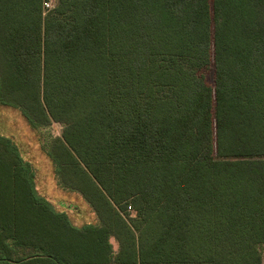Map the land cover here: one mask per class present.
Wrapping results in <instances>:
<instances>
[{
    "label": "trees",
    "instance_id": "obj_1",
    "mask_svg": "<svg viewBox=\"0 0 264 264\" xmlns=\"http://www.w3.org/2000/svg\"><path fill=\"white\" fill-rule=\"evenodd\" d=\"M46 1L0 0V105L61 124L43 149L97 221L0 134V264H262L264 0Z\"/></svg>",
    "mask_w": 264,
    "mask_h": 264
},
{
    "label": "rangeland",
    "instance_id": "obj_2",
    "mask_svg": "<svg viewBox=\"0 0 264 264\" xmlns=\"http://www.w3.org/2000/svg\"><path fill=\"white\" fill-rule=\"evenodd\" d=\"M50 4L53 6L54 0ZM61 130V124L53 121L44 129H33L17 109L0 105V134L12 138L23 158L32 164L37 191L52 201L58 210L65 211L74 225L96 223V213L84 197L76 190L58 184L52 162L43 149V143L60 136ZM111 242L117 249L113 238Z\"/></svg>",
    "mask_w": 264,
    "mask_h": 264
},
{
    "label": "built area",
    "instance_id": "obj_3",
    "mask_svg": "<svg viewBox=\"0 0 264 264\" xmlns=\"http://www.w3.org/2000/svg\"><path fill=\"white\" fill-rule=\"evenodd\" d=\"M50 1H51V0H47V1L44 3V6H45L46 8H51V7H52V6H50V5L52 4V3L50 4ZM52 2H53V1H52ZM129 210H131L130 207H129Z\"/></svg>",
    "mask_w": 264,
    "mask_h": 264
}]
</instances>
